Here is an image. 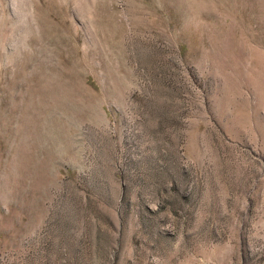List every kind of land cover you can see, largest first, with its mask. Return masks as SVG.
Masks as SVG:
<instances>
[{
    "label": "rangeland",
    "instance_id": "rangeland-1",
    "mask_svg": "<svg viewBox=\"0 0 264 264\" xmlns=\"http://www.w3.org/2000/svg\"><path fill=\"white\" fill-rule=\"evenodd\" d=\"M0 264H264V0H0Z\"/></svg>",
    "mask_w": 264,
    "mask_h": 264
},
{
    "label": "bare ground",
    "instance_id": "bare-ground-1",
    "mask_svg": "<svg viewBox=\"0 0 264 264\" xmlns=\"http://www.w3.org/2000/svg\"><path fill=\"white\" fill-rule=\"evenodd\" d=\"M12 2V1H11ZM14 3V2H13ZM15 6V5H14ZM15 8V7H14ZM12 9V8H11Z\"/></svg>",
    "mask_w": 264,
    "mask_h": 264
}]
</instances>
